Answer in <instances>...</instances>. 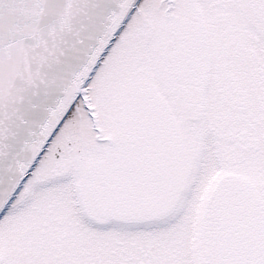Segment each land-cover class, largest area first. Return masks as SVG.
Instances as JSON below:
<instances>
[{
    "label": "snow or ice",
    "instance_id": "1",
    "mask_svg": "<svg viewBox=\"0 0 264 264\" xmlns=\"http://www.w3.org/2000/svg\"><path fill=\"white\" fill-rule=\"evenodd\" d=\"M0 264H264V0H0Z\"/></svg>",
    "mask_w": 264,
    "mask_h": 264
}]
</instances>
